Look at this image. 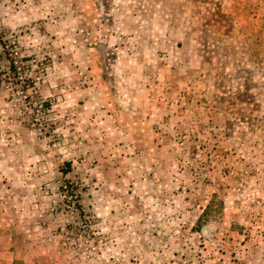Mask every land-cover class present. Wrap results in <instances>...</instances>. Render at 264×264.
<instances>
[{
  "label": "rangeland",
  "instance_id": "rangeland-1",
  "mask_svg": "<svg viewBox=\"0 0 264 264\" xmlns=\"http://www.w3.org/2000/svg\"><path fill=\"white\" fill-rule=\"evenodd\" d=\"M0 264H264V0H0Z\"/></svg>",
  "mask_w": 264,
  "mask_h": 264
}]
</instances>
